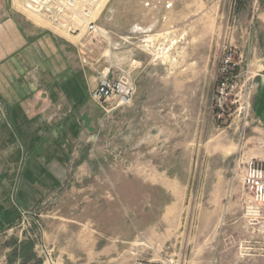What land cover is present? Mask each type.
I'll return each mask as SVG.
<instances>
[{
    "label": "rangeland",
    "instance_id": "1",
    "mask_svg": "<svg viewBox=\"0 0 264 264\" xmlns=\"http://www.w3.org/2000/svg\"><path fill=\"white\" fill-rule=\"evenodd\" d=\"M13 4L23 12L19 0ZM175 4L176 15L164 18L158 0H104L103 32L94 38L85 30L66 35L23 12L70 45L69 75L49 77V115L37 118L49 164L39 158L6 177L22 202L3 236L32 242L36 264H61L59 247L80 251L82 232L93 234L95 250L114 243L119 264H264V205L257 212L251 195L246 204L235 193L212 206L210 196L217 175L246 190L247 163L264 165L255 102L264 80L261 0ZM224 46L237 63L229 73ZM105 77L134 84L130 106L92 100ZM140 91L145 100L135 102ZM222 206L229 222L260 219V239L206 244V208L218 218L210 236L254 235L246 225L218 227Z\"/></svg>",
    "mask_w": 264,
    "mask_h": 264
},
{
    "label": "crops",
    "instance_id": "2",
    "mask_svg": "<svg viewBox=\"0 0 264 264\" xmlns=\"http://www.w3.org/2000/svg\"><path fill=\"white\" fill-rule=\"evenodd\" d=\"M169 3L173 4L171 8L166 9L163 5L159 11L164 18L176 15L175 0ZM261 8V17L264 19V0H261ZM69 50L70 45L59 38L56 32L35 23L25 13L18 11L13 0H0V245H3L0 251V264H36L34 253L31 255L12 251V248L14 250L23 242L21 239L3 236L12 228L17 217L15 215L20 213L18 205L22 202L21 193H17L15 185L12 187L7 183L6 177L9 176V180L12 181L15 174L16 177L20 175L22 164L29 162L32 165L39 158L49 164V151L45 150L49 149V142L39 143L37 118L49 115V77L62 78L69 75L66 57ZM191 81L192 79L190 84ZM262 81L255 102L256 113L264 121V80ZM145 97L146 94L140 91L135 102L144 101ZM232 186V179L227 180L226 177L217 175L210 193L212 206L217 196L228 197L235 193H239L246 204L249 202L250 193L245 189L235 191ZM220 208L222 210H218V215L223 220L220 219L218 227L229 229L246 225L242 228H252L254 235L250 238L215 237L212 230L210 236V229L214 228L218 218L216 212L206 208L203 222L207 230L206 244L228 245L232 243V239L245 244L260 239L258 233L262 228L260 219H254L253 223L239 220L230 223L224 219L229 210H225L224 206ZM79 241L80 251L58 248V261L61 264H107V262L119 264L116 256L118 249L114 243L109 247L95 250L93 234L86 236L85 232H82Z\"/></svg>",
    "mask_w": 264,
    "mask_h": 264
},
{
    "label": "built area",
    "instance_id": "3",
    "mask_svg": "<svg viewBox=\"0 0 264 264\" xmlns=\"http://www.w3.org/2000/svg\"><path fill=\"white\" fill-rule=\"evenodd\" d=\"M103 2L104 0H19V8L66 35H79L85 30L88 37L94 38L103 32L98 24ZM158 4L165 5L167 9L172 7L166 0H158ZM147 6H151V3H147ZM224 51L222 71L229 73V69L236 67L237 63L234 52L228 46H224ZM82 61L86 64V57ZM227 89V80L221 81L216 95L218 108L222 107L221 100ZM134 96L135 87L130 80L109 77L103 78L91 95L97 104L116 99L124 106H130ZM242 178L247 192L252 196L255 211L259 212L264 205V165L251 160L247 163Z\"/></svg>",
    "mask_w": 264,
    "mask_h": 264
},
{
    "label": "trees",
    "instance_id": "4",
    "mask_svg": "<svg viewBox=\"0 0 264 264\" xmlns=\"http://www.w3.org/2000/svg\"><path fill=\"white\" fill-rule=\"evenodd\" d=\"M21 246V249L18 248L15 249V253L20 252L21 254H32V242L30 241H23L21 242L18 247Z\"/></svg>",
    "mask_w": 264,
    "mask_h": 264
}]
</instances>
